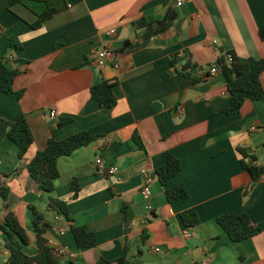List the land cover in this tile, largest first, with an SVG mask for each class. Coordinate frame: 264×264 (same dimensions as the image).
Returning a JSON list of instances; mask_svg holds the SVG:
<instances>
[{
  "label": "crops",
  "instance_id": "crops-1",
  "mask_svg": "<svg viewBox=\"0 0 264 264\" xmlns=\"http://www.w3.org/2000/svg\"><path fill=\"white\" fill-rule=\"evenodd\" d=\"M177 1L0 0V58L20 71L14 90L24 93L20 100L0 94V189L7 195L0 193V225L14 213L29 236L28 255L38 254L34 207L50 223L48 245L66 252L60 264L116 261L126 247L131 264H264V175L255 180L245 167L264 169V99L227 113L231 94L218 67L228 54L264 60V0ZM170 10L177 13L172 27L139 44V21L160 28ZM101 50L110 53L103 68L96 64ZM187 62L196 68L185 69ZM103 82L113 84V107L91 97V88ZM261 83L264 89V73ZM22 115L35 142L19 158L8 130ZM65 118L73 122L59 127ZM252 126L258 129L251 132ZM54 130L58 140L88 131L107 143L99 146L98 139L61 157L49 195L28 166ZM165 153L181 164L167 185L157 173ZM111 166L121 180L108 173ZM180 187L188 199L169 201L167 191ZM50 197L68 202L70 223L56 220ZM183 214H196L199 224L186 226ZM240 214L262 231L234 242L217 219ZM72 225L93 233L97 245L79 248ZM5 241L0 233V264L10 257Z\"/></svg>",
  "mask_w": 264,
  "mask_h": 264
},
{
  "label": "trees",
  "instance_id": "trees-1",
  "mask_svg": "<svg viewBox=\"0 0 264 264\" xmlns=\"http://www.w3.org/2000/svg\"><path fill=\"white\" fill-rule=\"evenodd\" d=\"M17 0H13L16 2ZM54 14L50 11L41 16V20L34 25L38 28L42 21L49 19ZM177 17L175 11H168L162 27L155 29L152 23L142 19L137 24V29L142 30L139 38L141 45L147 44L153 37L170 29ZM259 37L264 41V24L259 29ZM130 42L125 45L129 47ZM124 50V49H123ZM114 55V53H112ZM230 59L232 61L230 62ZM218 67L221 68L227 80V88L231 94V106L227 113L238 114L243 104L248 101H258L264 99V89L261 83V75L264 73V60L254 58H239L234 54H228L221 57L218 61ZM184 68L196 67L190 62ZM20 71L11 70L7 66L6 57L0 58V94L15 96L18 100L23 97V92L14 90V82ZM91 97L97 101L102 108H110L116 104L113 95V84L103 82L91 88ZM72 118L60 120L59 127L71 124ZM8 138L19 149V158L25 157L29 149L35 142V137L26 115H22L15 122L10 124ZM100 137L92 135L88 131H82L76 135L70 136L64 140L57 139V130H54L49 139L47 147L43 151L37 152L28 166L31 177L39 184V189L47 194H52L55 190V181L60 177L58 161L61 157L70 156L76 150L95 143ZM246 156V152H243ZM164 165L158 169L160 182L167 185L170 179L181 172V164L170 153L164 154ZM245 167L249 170L255 180L264 175V169L258 167ZM72 190L75 197L79 195V185L77 180L72 182ZM0 193L7 200L6 191L0 189ZM188 194L183 188H175L167 191V198L173 202L176 200H187ZM50 208L58 215L63 216L67 223L71 221V215L68 210V202L50 197ZM33 215V229L36 233L38 254L30 256L25 252V248L30 244L29 236L25 228L21 225L13 212H9L5 222L0 225V233L6 236L5 247L9 251L10 257L8 264H60L59 257L55 256L54 250L48 245L45 237L50 223L44 215L31 207ZM182 220L186 226H196L199 224V218L196 214H183ZM225 233L234 242H241L259 234L262 229L250 220L247 214L224 215L217 219ZM131 230V220L125 210V233ZM76 243L81 249L93 248L97 245V239L93 233H89L83 227L71 226ZM145 239H143L144 241ZM96 264H131L128 247L125 248L123 255L116 261L100 259Z\"/></svg>",
  "mask_w": 264,
  "mask_h": 264
},
{
  "label": "built area",
  "instance_id": "built-area-1",
  "mask_svg": "<svg viewBox=\"0 0 264 264\" xmlns=\"http://www.w3.org/2000/svg\"><path fill=\"white\" fill-rule=\"evenodd\" d=\"M184 1H185V0H178V1H177V5H178V6L182 5V4L184 3ZM109 34H110V35L114 34V31L110 32ZM109 58H110V53H109V51H108V50H101V51H99L98 54H97V57H96V64H97L100 68H103V67L106 66V64H107V60H108ZM231 61H232V59H230V62H231ZM218 72H219V68H217V67H215V68H213V69L211 70V74H212V75H215V74H217ZM55 115H56V114H55V111H52L51 114H50V116L53 117V118L55 117ZM257 129H258L257 126H252V127L250 128V131H251V132H255ZM97 143H98L99 146H104V145L107 143V141H106V139L102 138V139H99V140L97 141ZM102 164H103L102 160H101V159H98V160H97V165H102ZM108 173H109L110 175L115 176L118 180H121V178H120V172H119V169H118L117 167H115V166H111V167H109V169H108ZM148 182H150V180H149ZM143 193H144L145 195H148V188H146V189L143 191ZM56 220L62 221L63 218H62V216H56ZM64 233H65V230H64V229H60V234L64 235ZM185 237H186V238H190V237H191V234H190V233H187V234L185 235ZM54 254H55V256H57V257H61V256H64V255L66 254V252H65L64 250H62V249H58V250H54ZM203 264H207V263H203Z\"/></svg>",
  "mask_w": 264,
  "mask_h": 264
}]
</instances>
